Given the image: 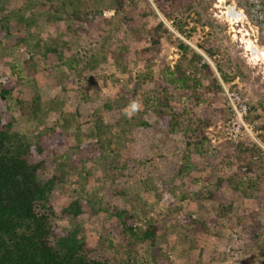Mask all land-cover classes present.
Wrapping results in <instances>:
<instances>
[{
    "label": "rangeland",
    "instance_id": "obj_1",
    "mask_svg": "<svg viewBox=\"0 0 264 264\" xmlns=\"http://www.w3.org/2000/svg\"><path fill=\"white\" fill-rule=\"evenodd\" d=\"M122 3L118 6L114 0H0V20L9 21L19 31L6 36L0 44V82L17 83L20 99L32 100L37 94L41 100L45 97L36 116L15 115L14 130L31 142H38L40 136L50 135L53 127L68 135L69 145L93 146L77 169L69 168L70 177L59 187L57 210L76 198L89 200L94 211L81 222L83 235L92 247L106 246L111 254L114 248L109 245L121 246L120 238L112 232L119 222L114 215L116 208L133 213L140 230L161 224L154 243L147 241L136 246L137 264H195L193 257L201 247L211 250L212 259L207 264H264V243L262 252L248 244L242 243L241 247L236 241L241 229L234 221L222 218L217 224L205 223L218 213V202L192 198L187 179L191 175L199 186L210 188L218 178L234 177L264 188L258 179L263 171L256 167L254 171L246 170V158L236 153L237 148L231 147L222 134L228 111L221 84L223 81L240 91L248 100V121L255 125L264 142V127H260L264 124V0H191V9L178 15L175 22L160 12L155 0ZM77 10L90 15L101 11L110 20L102 25L93 42L78 35L72 14ZM127 18L132 19V26ZM160 22L167 31L162 28L155 33ZM179 24L182 29L176 27ZM19 35L25 37L24 43L13 44V37ZM157 38L161 44L150 66L138 58L127 59L133 51L153 45ZM247 40L261 50L260 60H255L246 48ZM182 42L188 46L186 53L181 50ZM211 42L218 46L213 57L200 48L201 43ZM47 45L66 50V61L72 66L64 68L60 63L58 67L59 62L44 58L43 47ZM196 53L203 60H198ZM28 55L32 56L29 60ZM204 62L210 64L213 72L203 68ZM177 65L193 83H199L201 95L192 103L181 95L180 86L163 90L166 83L162 78L170 76L167 68L174 70ZM219 66L228 80L222 78ZM215 78L220 88L213 84ZM87 95L106 100L112 109L101 108L100 112H109L116 121L109 124L105 120L100 131L94 124L77 130L78 119L69 117L68 112ZM160 98L168 99V112L186 108L188 113L180 112L179 119H185L181 121L184 124L180 133L172 134L171 120L164 121L151 112L165 109ZM11 105L16 104L13 101ZM205 116L213 121L206 130L210 143L185 147L187 138L183 137L182 128L189 122L193 127L200 126V119ZM146 118H150L151 126L142 124ZM179 138L183 149L174 152L173 141ZM256 145L262 152L256 158L260 156L264 162V148ZM184 155L190 157L187 174L180 172ZM58 162L53 167L55 171ZM261 196V192H255L238 202L232 210L235 218L258 212L263 225ZM56 222L64 228L73 226L70 219L63 217ZM116 258L114 264H133L124 260L125 254H116Z\"/></svg>",
    "mask_w": 264,
    "mask_h": 264
},
{
    "label": "trees",
    "instance_id": "obj_2",
    "mask_svg": "<svg viewBox=\"0 0 264 264\" xmlns=\"http://www.w3.org/2000/svg\"><path fill=\"white\" fill-rule=\"evenodd\" d=\"M114 1L118 6L123 5L122 0ZM155 3L160 12L173 22L178 19V15L192 7L191 0H155ZM72 14L78 35L82 40L89 42H93L96 34L102 30V25L110 21L101 11L90 15L85 11L77 10ZM126 20L132 26V19ZM176 27L182 29L181 24ZM162 28L167 31L164 23L160 22L154 32L158 33ZM15 32L19 31L13 28L9 21L0 20V44L4 42L6 36H11ZM12 40L13 44H23L25 37L19 35V38L13 37ZM160 44V39L157 38L153 40V45L133 51L127 59L138 58L144 65L150 66L154 58L158 56ZM180 47L183 52H187L188 46L184 42L180 44ZM200 48L210 57L218 51L217 44L212 42L201 43ZM43 49L44 58L59 62L58 67L72 66V62L66 61V50H59L49 45L44 46ZM31 57L28 55L27 60ZM195 57L203 60V56L199 53H196ZM203 68L207 72H213L208 62L203 63ZM218 69L222 78L228 80L227 73L222 72L220 66ZM166 73L170 76H163L162 82L166 83L163 90H176L175 86H180L181 95L190 103L195 97L201 95L197 86L198 82L193 83L194 80L178 65L174 70L167 68ZM213 84L220 88L217 78L213 80ZM19 91L17 83L0 82V264H114L118 261L116 254H125L127 256L125 261L137 264L136 246L141 242L154 243L158 232L162 229L161 224H150L144 230H140L135 224L136 216L128 209L118 207L114 215L119 222L112 228V232L120 238L121 246L109 245V248H114L113 254L107 250L106 246L92 247L83 235L81 222L88 213L94 211L93 204L87 199L76 198L57 210V203L61 198L59 187L70 177L69 168L77 169L93 146L69 145L68 135L53 127L52 133L40 136L38 142H31L26 135L15 131V115L36 116L41 111V103L45 102V97L41 100L38 94L32 100L20 99ZM48 98L51 99L50 96ZM13 101L16 104L14 107L11 105ZM159 101L161 107L165 109H155L151 112L162 117L164 121L171 120L169 131L177 134L184 124L181 121L185 120L179 119L182 116L180 112L188 113L186 108L181 106L180 112L175 110L168 112L166 111L169 106L168 99L160 98ZM101 108L111 110L112 106L106 100H98L87 95L71 107L68 116L78 119L77 130L94 124L100 131L105 125V120L109 124L116 121L109 112L105 110L100 112ZM142 124L151 126L152 122L150 118H146ZM212 125L210 116L200 119L198 127H193L192 122H189L186 128H182L183 137L187 138L185 147L192 144L202 146L209 144L210 139L206 135V130ZM260 127H264V124ZM173 142L175 143L174 152L183 149L181 138ZM227 143L231 147H236L238 149L236 153L246 158V170L254 171L256 167L263 171L258 174V179L264 183V179H261L264 176V162L260 156L256 158V154H262L260 147L249 140L227 141ZM96 145L98 146L97 143ZM97 150L99 151L100 148L97 147ZM189 158L188 155L183 156L185 163L180 170L182 174H187L190 170ZM56 162H58L57 171L53 168ZM187 179H189L188 187L193 195L192 198L211 199L218 202V213L205 223L217 224L222 218L234 221L235 225L241 229L236 239L237 243L241 247L243 244H248L250 248L255 247L262 252L264 224H261L259 213L252 212L235 218L232 210L238 202L250 197L252 193L261 192V197H264L263 187L253 182L245 183L242 180H236L234 177L218 178L210 188L199 186L198 180L191 175H188ZM59 217L70 219L73 226L71 228L58 226L56 220ZM211 259L210 248L201 247L194 255L193 262L207 264L211 262Z\"/></svg>",
    "mask_w": 264,
    "mask_h": 264
},
{
    "label": "built area",
    "instance_id": "obj_3",
    "mask_svg": "<svg viewBox=\"0 0 264 264\" xmlns=\"http://www.w3.org/2000/svg\"><path fill=\"white\" fill-rule=\"evenodd\" d=\"M222 84L223 101L228 111V118L222 127V134L226 140L232 142L251 141L264 148V142L259 138L255 125L248 121L249 103L244 95L235 89Z\"/></svg>",
    "mask_w": 264,
    "mask_h": 264
},
{
    "label": "bare ground",
    "instance_id": "obj_4",
    "mask_svg": "<svg viewBox=\"0 0 264 264\" xmlns=\"http://www.w3.org/2000/svg\"><path fill=\"white\" fill-rule=\"evenodd\" d=\"M222 1H225V0H222ZM233 15V14H232ZM241 16V15H240ZM235 17H237V16H235ZM235 17H233V19H232V17H231V19L233 20V22H234V20H235ZM239 18V17H238ZM235 22H236V20H235ZM245 34H247V33H245ZM246 48L249 50V51H251V54H252V56L254 57V59L256 60H260V57L262 58V56H261V50H259L255 45H253V43L251 42V41H249V40H247V45H246Z\"/></svg>",
    "mask_w": 264,
    "mask_h": 264
},
{
    "label": "clouds",
    "instance_id": "obj_5",
    "mask_svg": "<svg viewBox=\"0 0 264 264\" xmlns=\"http://www.w3.org/2000/svg\"><path fill=\"white\" fill-rule=\"evenodd\" d=\"M136 107V105H133V108H135Z\"/></svg>",
    "mask_w": 264,
    "mask_h": 264
}]
</instances>
